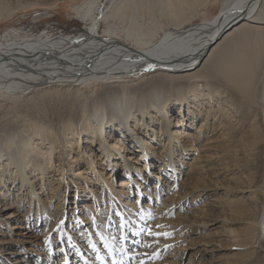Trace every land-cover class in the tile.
<instances>
[{"label": "bare ground", "instance_id": "1", "mask_svg": "<svg viewBox=\"0 0 264 264\" xmlns=\"http://www.w3.org/2000/svg\"><path fill=\"white\" fill-rule=\"evenodd\" d=\"M126 2L85 0L77 8V13L86 27L76 34L53 39L48 32L37 38L13 32L0 41V96L25 92L39 86L52 88L65 84L74 90L68 94V99L79 104V115H71L67 121L64 119L56 124L47 119L33 121L34 124L23 132L11 126L0 129V217L5 214V219L0 218V221L3 224L7 220L8 226L12 225V221H17L16 210L21 207H14L13 212L10 209L14 208L8 207L5 202L10 190L6 181L11 184L18 182L25 188L26 199L30 204L25 217L29 216L28 220L32 217L33 222L41 225L47 235L50 234L47 243H51L56 236L59 245L64 247L69 238H73L65 226L66 221L70 220L74 229L72 231L80 232L79 239L91 238L90 247L94 254L97 252L101 264H108L107 251L103 249L111 254L117 243H123L126 248L128 242L135 244V237L127 241V233L113 238L114 233H107L113 227L112 222L104 220L101 215L92 214V209L86 211V218L79 215L72 219L63 208L58 210L55 205L56 199L63 195L61 183L52 181L55 171L52 167L57 159L66 163V174L76 176L75 171L91 170L92 173H99L98 180L103 187H107L109 192L114 190L113 184L106 178L107 174L99 171L100 164L95 154V148L99 147L113 177L121 176L120 169H124L128 178L123 182L124 186L130 178L136 185L145 186V190L149 187V178L145 176L143 165L148 170L157 160H163V171L168 170L171 177L174 176L173 191L180 186L176 194L178 196L171 197L173 202L169 199L162 202L167 211L170 207L174 208L175 201L182 203L184 209L190 203V198H198V193L207 194L216 189L221 176H232L220 181L222 186H219L230 197L221 200L214 195L212 202L207 204L206 212L210 214V211L218 209L230 216L220 220L221 226L230 228V232L235 235L228 259L236 261L234 264H264V0H224L220 12L209 22L200 24H193L191 18L180 13L167 24L168 28L159 40L154 29H151L157 23L152 21L149 24L147 20H142L141 15L138 16L137 6H129L128 16L121 17ZM207 4V0L199 4L191 16L195 17ZM4 8L5 1L0 0V20L10 18L13 14L2 12ZM105 23L108 27L104 31L105 35H102L101 28ZM140 72L149 73L143 75L148 77L147 80L140 78L144 84L138 88L124 85L94 98L81 100V89L90 87L93 82L126 83L109 80ZM175 106H179V116L184 115V119L188 106L192 124L200 119L199 128L192 134L183 136V132L179 134L171 129V115H174L172 111ZM149 115L151 118H148ZM149 119L157 122L164 143L155 130L150 134ZM115 128L120 134L116 138L112 136L115 132L110 131ZM147 137L160 145L159 149L164 151L160 156L148 144ZM196 141L199 143L195 144ZM137 149L139 151H135ZM188 150L195 157L194 162L188 164V172H184L183 167L186 165H183L182 158L175 157V153H178L177 157H182V153L186 155ZM136 152L142 158L137 163L132 162L130 157ZM80 156L85 164L78 170L73 169L70 157L77 159ZM183 175L188 177L183 179ZM138 177H142L141 184ZM156 178L160 176L156 175ZM155 180L158 184L161 178ZM94 197L96 200L95 193ZM112 198L117 196L110 193L107 200L111 201ZM191 213L186 214V223H189L187 232L192 229L200 231L208 225L209 222L201 219L191 221ZM231 217L243 221L242 228L237 232L229 225ZM141 218L128 214L120 228L132 222L142 226L144 219ZM210 218L207 219L211 221ZM181 222L184 221L180 218L170 222L172 225L167 222V230H179L181 224L184 231L187 224ZM99 223H104L103 227ZM51 224L54 232L48 229ZM84 224L91 225L86 231L87 237L85 232H81L80 226ZM92 228L99 237L90 236ZM140 228L136 230L140 233L138 237L143 235ZM153 234L155 243L159 241L155 238L158 232L154 231ZM4 235L0 233L1 241ZM183 241V248L179 244L181 251L175 252L180 253L179 258H185L183 249L195 246L192 243L184 246L188 241L186 238ZM199 253L194 251L187 264H200L203 252L198 256ZM140 255L136 260L140 264H158L151 262V259L155 260V253L149 254L144 250ZM69 260L71 258L66 259V264H70ZM132 260L126 259L124 264ZM21 263V260L13 261V264ZM87 263L96 264L91 261Z\"/></svg>", "mask_w": 264, "mask_h": 264}, {"label": "rangeland", "instance_id": "2", "mask_svg": "<svg viewBox=\"0 0 264 264\" xmlns=\"http://www.w3.org/2000/svg\"><path fill=\"white\" fill-rule=\"evenodd\" d=\"M4 1L5 8L2 9V12L6 14H13L10 18L0 20V41L5 40V36L13 32H16L17 35L20 34L33 38H37L48 32L49 35L52 36L53 39H55L60 38L61 35L76 34L79 31H83L86 27V24L78 18L77 13V8L82 6L85 0ZM205 1L206 0H127L124 9L121 12V17L126 18L128 16L129 10L127 8H129V6H137L139 14L138 16L141 15L142 20H147L149 24L152 21L157 23V26H153L151 29H154V34L158 37L157 39L159 40L161 36L164 35V32H166L168 28L167 24L171 20L176 19V15L180 16V13H182L181 16L191 18V22H194L193 24L209 22L220 12L222 4L224 2V0H207L208 7L206 6L207 8L205 7L202 10H199L195 17L191 16L194 10L198 9L199 4L204 3ZM107 27L108 26L106 23L103 24V27L101 28L102 35H105L104 31L107 29ZM145 29L150 28L145 27ZM148 73L149 72H140V75H127L125 78L109 80H115L117 82H119L120 80L127 81L126 83L124 82L125 84H104L101 81L93 82L92 84H90V87L81 89L82 93L80 92V97L83 96L81 100H85L84 98H94L96 96H99V94L101 93L103 94L106 92H111V90L119 89L124 85H130L133 86L132 88H138L144 84V81H142L143 79L140 78ZM143 78L147 80L148 77ZM128 81H130V83ZM66 86L67 85L65 84H63V86H53L52 88L39 86L28 89L25 92H18L16 94L5 93V95L0 96V129L11 126L17 128L18 130H20V132H23L25 129L29 128V125L34 124L33 121L36 122L38 120L47 119L49 120V122L51 121L56 124L60 121L63 122L64 119L66 121L69 120L73 115H79V104L72 101L71 99H68V94L73 93L74 90L71 87ZM75 89L77 90V88ZM178 107L179 106L173 107L172 113H174V115H171V129L173 128V132H177L179 134L183 132V136L190 135L196 128H199L200 123L198 122L200 119H197V121L192 124L193 121L191 120V115H188L187 111L188 106H186L185 109L186 119H184V115L183 117L181 115L179 116ZM130 116L131 118L133 117V115H128V117ZM154 116L155 115H153V117ZM33 117H35L36 119ZM148 118H151V116L149 115ZM148 121L151 126L150 134L152 135V130H155L156 133L158 132L159 139L163 141L162 143H164L165 139L164 136H161L160 134L161 131L159 126H157V122H152V120L150 119ZM188 127H191V129H189ZM116 130L117 128H115L114 130H110L113 133L115 132L114 135H112L114 138L120 135ZM215 133L216 131L213 134ZM149 137L146 138V140L148 139V144H151V148L154 149L160 156L164 151L159 149L160 145H156L155 143L151 142V140H149ZM198 143L199 142L196 141L195 144ZM98 149L99 147L95 148V154L99 161L98 163L101 165H99V171L104 175L107 174L106 178L109 179V182L114 186V190H112V192H109L107 187H103L102 182L98 180L99 173H92L91 170L84 171V169H80V171H75L76 176L74 174H71L70 176L68 175V173L66 174V171L64 170V168L66 167V163L64 161L60 162L58 161V159L55 160L56 162L54 161L55 164H53L52 167L53 169H55L54 173L52 174V181L55 184L61 183L60 189L63 192L62 197H60V199L57 198V202H55L58 210L60 208H63L69 217H71L72 219H76V217H78L79 215L86 218V215L88 214V212L86 211L88 209H92L90 210V212L92 211V214L96 216L101 215L103 216L104 220L107 219L106 221L112 222L111 225L113 227H111L107 233H114L115 235L113 234V238H119L120 235H124V233H127L128 235L127 241L135 237L136 243L132 244L131 242H128L127 248L123 245V243H117V246H113L114 249L110 251L111 254H108V250L103 249L104 252L107 251L106 259L108 264H124V261L126 259H133L131 262L126 261V264H140L136 260H138V257L142 256L140 254L144 250L149 254L155 253V260L152 261L151 259V262L158 264H187L189 260L188 258H190L191 254L194 251H200L198 256H200V254L203 252V257H201V259L203 258V260H201L200 264L236 263V261L234 262L232 259L230 260L227 257L231 251L230 245L233 244L231 243L233 241L232 237L235 235L230 232V228L221 226L222 224L220 223V220L222 221L225 218H230V216H226L221 210L218 209L210 211L211 215L209 214V212L208 214L206 212L208 208L207 204L208 202H212L211 200L213 199L211 198L214 195L219 196L221 200H225L230 197V194L226 193L224 188L219 186H222V183L220 181H223V179H226L227 177L231 178L232 176H229V174L225 175L226 178H222L224 177V175L221 176L218 180L219 184H217L216 189L210 191L207 194L206 192L198 193L197 195L199 197L190 198V203H187L184 209L182 203L180 204L178 201H175L176 204L174 208L171 209L170 207L169 211H167V209L164 208L165 204H163L162 202L168 199L170 202H173L174 200L171 199V197L178 196L176 194H178L180 186L177 187V190L174 189L173 191L174 176L171 177V173L168 172V170L163 171V160H157L158 162H155L153 167L148 168V170H146L143 165L142 168L144 171H146L145 176H148L149 178V187H146V189L144 190L145 186L141 187L140 185H136V183L133 180H130V178L128 184L125 186L123 185V182L125 180L127 181L128 179L123 168L120 169L121 176L113 177L111 168L107 166L106 158L103 159L104 157ZM135 151H139V149ZM75 154L76 153H74V155ZM183 154L184 152L182 153V157H177L178 153L176 152L175 157L177 159L182 158L184 162L183 165H186L183 167V171L188 172V164L194 162L193 157H195V154L193 152H190V150H188V152L186 153L187 156ZM87 156L88 155H86L85 158ZM71 157L69 161H71L70 163L73 169L75 168L76 170H78L85 164L82 156L77 159V156L74 157V159H71ZM130 157L131 159H133L132 162L137 163V161L139 162L140 160H142V158L139 157V152L131 154ZM119 163H122V161H120ZM141 163L144 162L142 161ZM160 165L162 166V168L160 167ZM154 172H156V174L151 175ZM61 173H63L62 176H60ZM156 175L160 176L161 178V180H158V184H156L155 179L160 178H156ZM183 176V179H186L188 177L187 175ZM84 178L86 179L84 180ZM137 179L141 181L140 184L143 182L142 177H138ZM182 181L183 180H181L180 183ZM6 183L8 189L10 190L9 192H7V202L5 203L8 205V207L11 206V208H14L19 206L21 207V209L16 210L18 212L17 221H12V225L8 226V223L6 222L7 220L4 221L3 224L0 221V233L3 232L5 234L4 236H2L4 240L1 241L0 239V264H13V261L20 260L22 261L21 264H66V259L69 258H71V261L69 260L70 264H88V261L95 262L96 264H101L99 258H97L96 256L97 252L94 254V251L90 247L89 240L91 238H86V240H81V238L79 239L80 232H77L76 230V232L72 231L74 229L70 220L66 221L65 226L66 230L68 232H71V236H73V238H69L64 247L59 245L60 243H58L56 236L52 239L51 243H47V239L50 238V234L47 235L41 225H37L35 221L33 222L32 217L31 220H28L29 216L25 217L30 206V204L28 203V199H26L27 192H25V188H22L21 185H18V182L17 184H11L6 181ZM160 184H162V186ZM156 191L158 194H156ZM94 193L96 194V200L94 197ZM110 193L115 194L117 198H112L111 201H108L107 199H109ZM17 196L19 199L17 198ZM104 196L105 198H103ZM189 197L190 196H188V198ZM54 200L55 199H53L52 202H54ZM50 204L52 205V203ZM199 208L202 209L197 211ZM188 209H191L190 211L192 213L188 211ZM10 210L14 212L15 208ZM187 213H191L190 215L193 216L191 217V221H198V219H201L202 221L209 222L208 225H206V227L201 226L200 228H204L200 231L192 229V231L187 232L189 225V223H186ZM92 214H90V216ZM128 214L136 218L137 216L140 218L142 217L141 219H144L143 225L136 226L133 222L126 223L127 227L121 229L120 227L125 221L124 217ZM206 217H211V221ZM178 218L184 221L181 223L187 224L184 231V227L181 224L179 226V230L173 229L170 231L169 228L167 230V222H174V220ZM1 219H5V214H3ZM109 219L111 221H109ZM228 222L230 223L229 225H231V229L235 230V232L239 231L242 228L243 221L239 218L231 217V220ZM52 224L49 225L48 229L51 232H54L55 229L51 227ZM99 224H101L100 227H103L104 223ZM170 225L172 224L170 223ZM12 226L13 228L11 229ZM132 226H134V228ZM80 227L82 228L81 232H85L87 237L88 233H86V231L89 227L91 228V225L86 226L84 224ZM135 227H141L140 230L143 234L142 236L138 237L140 233L136 232L137 228ZM129 229H131V231ZM154 231L158 232V235L155 238L159 240L155 243H153L154 238H152V236L154 235ZM164 234H167V236H165ZM93 235L99 237L97 231L92 228L90 236L92 237ZM184 238H186L188 241L184 246H190L191 243L195 246H190L187 250L183 249V252L186 253L185 258H179L180 253L177 254L175 252L179 250L181 251V249H179V244L180 247L183 248L181 242H184ZM162 240H164L165 243L162 242ZM158 247L160 248L157 249ZM123 250L124 253L128 252V254L122 253ZM157 253L159 254L156 255ZM143 256H147L149 258L152 257V255L149 256L148 254H143ZM79 258L83 259L82 263L81 259ZM8 259H10L11 261H9Z\"/></svg>", "mask_w": 264, "mask_h": 264}, {"label": "snow or ice", "instance_id": "3", "mask_svg": "<svg viewBox=\"0 0 264 264\" xmlns=\"http://www.w3.org/2000/svg\"><path fill=\"white\" fill-rule=\"evenodd\" d=\"M149 234H152V233H149ZM165 236H167V234H164Z\"/></svg>", "mask_w": 264, "mask_h": 264}]
</instances>
